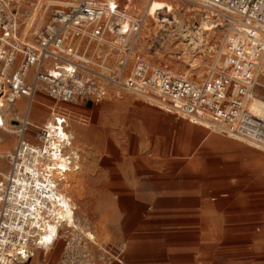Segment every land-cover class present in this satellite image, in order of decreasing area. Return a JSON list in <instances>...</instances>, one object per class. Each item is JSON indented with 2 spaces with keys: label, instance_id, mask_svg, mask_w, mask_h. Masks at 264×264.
<instances>
[{
  "label": "built area",
  "instance_id": "obj_1",
  "mask_svg": "<svg viewBox=\"0 0 264 264\" xmlns=\"http://www.w3.org/2000/svg\"><path fill=\"white\" fill-rule=\"evenodd\" d=\"M121 1L45 6L48 17L25 34L23 0H0V131L16 137L0 172V264H30L39 250L46 251L40 264L122 262V253L100 248L77 228L78 206L61 191L66 175L81 169L72 117L52 109L50 120L33 126L38 94L73 105L125 92L155 97L170 113L264 150V117L250 109L264 97V0H197L216 11L224 33V59L201 80L135 56L145 18L127 13ZM22 98L27 107L16 119L10 109ZM6 140L0 133V143ZM59 243L52 260L47 253Z\"/></svg>",
  "mask_w": 264,
  "mask_h": 264
},
{
  "label": "crops",
  "instance_id": "obj_2",
  "mask_svg": "<svg viewBox=\"0 0 264 264\" xmlns=\"http://www.w3.org/2000/svg\"><path fill=\"white\" fill-rule=\"evenodd\" d=\"M47 99L53 98L38 94L33 103L51 108ZM20 100L27 103L26 98ZM15 103L22 108L23 103ZM57 103L86 112L100 104ZM32 107V125L43 126L49 118L37 123L42 115H33ZM80 115L84 125L91 120L88 113ZM1 133L12 152L16 137ZM148 150L159 158L147 159ZM5 156L0 157L3 165ZM260 159L264 150L174 116L159 104L125 101V221L134 225L125 231V238L131 239L128 264H226L219 241L227 235L210 230L208 223L258 221ZM146 207H153V229L145 228ZM124 263L125 256L115 264Z\"/></svg>",
  "mask_w": 264,
  "mask_h": 264
},
{
  "label": "rangeland",
  "instance_id": "obj_3",
  "mask_svg": "<svg viewBox=\"0 0 264 264\" xmlns=\"http://www.w3.org/2000/svg\"><path fill=\"white\" fill-rule=\"evenodd\" d=\"M62 1L68 0H23L24 13L33 9L41 13L45 6H52L54 5L52 3ZM147 1L122 0L121 4L127 13L138 15L148 6ZM194 5L186 0H155L154 10L164 12L176 10L175 15L181 24L175 23L174 27L167 25L166 30L161 31L157 35L158 38H155L149 32L153 29L157 33L156 28L160 27V24L164 26L165 22L157 19L155 15V19L150 20L147 28H143L140 32L135 56L148 59L154 66H167L175 73L189 75L188 77L193 80L204 78L213 68L214 60L219 55L218 51L224 43V33L221 29L204 35L201 25L209 14L196 11L193 9ZM47 17L48 14L45 15V19ZM38 22L39 20L36 19L34 27L38 25ZM223 54L224 50L219 55V63L214 67L221 65L224 59ZM260 81L264 85V76ZM258 89L260 94L264 95V87H258ZM2 94L0 88V98ZM147 99V96H135L125 92L122 97L112 96L98 105H93V110L87 112L71 105L66 106L72 109L63 106L71 112L77 111L78 116L72 120V129L77 135L75 148L81 154V169L75 175L70 174L67 177L69 183H75L68 191L78 206L77 217L97 236V242L107 249L111 248L113 254L122 253V258L125 256L124 264H128L131 240L128 237L125 238V231L134 226L132 222L125 221V101L162 104L156 100L148 101ZM47 103L55 105V100L47 99ZM20 106H22L21 109L12 106L10 116L21 119L25 104ZM37 107V112L42 117L36 119V122L40 124L49 118L52 109L48 106L37 105ZM5 110L7 109L3 108V111ZM16 111L22 114L18 115ZM6 112L9 113V110ZM81 113H88L91 117V120L84 122L85 125L79 123V120L82 122L83 118ZM82 129L84 132L81 131ZM36 131L35 129L34 132ZM11 136L15 137L12 134ZM7 151H10L7 145L0 148V157H4ZM145 154L147 159L159 158L158 153L150 150ZM3 161L4 165L0 160V166L3 165L0 172L8 168L6 158ZM169 166L172 168L171 166L175 164H169ZM258 168V221L208 223L210 230H217L219 234L227 235L219 241L220 252L225 250L226 264H264V159L258 161ZM152 210L153 207H146V229L154 227ZM214 212H217L216 209L212 213ZM61 248L62 244L59 243L55 251H49L47 256L55 260ZM45 252V250H39L30 264H40ZM115 263L118 262L115 261Z\"/></svg>",
  "mask_w": 264,
  "mask_h": 264
},
{
  "label": "bare ground",
  "instance_id": "obj_4",
  "mask_svg": "<svg viewBox=\"0 0 264 264\" xmlns=\"http://www.w3.org/2000/svg\"><path fill=\"white\" fill-rule=\"evenodd\" d=\"M154 1L155 0H148L146 3H147V7H146V9L143 11V12H141L140 14H143V16H144V18H145V20H144V25H143V28L145 29V28H147V26H148V24H149V21L150 20H152V19H155V15H156V18L157 19H159V20H163V21H165L164 22V26H163V24H160L159 26L160 27H158V28H156V31H158L157 33L156 32H154V30L153 29H151V31L149 32L150 33V35H154V37L155 38H158V36L157 35H159V33L161 32V31H165L166 30V26L167 25H173V27L175 26V23L176 24H181V22L178 20V18H177V16L175 15V12H176V10H170V11H159V10H154V7H153V5H154ZM186 1H190L191 3H193V4H195L194 6V8L193 9H195L196 11H198V12H205V13H208L209 15H208V17H206L204 20V22L202 23V25H201V29H202V32H203V34L205 35V34H208V33H210V32H215L216 30H221V28H220V24L219 23H217V22H219L220 21V19H218V18H214V16L216 15V11L215 10H213V9H211V8H209V7H206V6H204V4L202 3V2H200V1H197V0H186ZM52 3V2H51ZM52 4H54V5H58V4H61V5H63L64 4V2L62 1V2H54V3H52ZM148 17V18H147ZM44 14H43V12H41L40 13V11L39 12H37V10L36 9H33V10H31V11H27V12H25V16H24V19H23V21H24V24H23V27H24V29H23V31H24V33L25 34H30V31H32V27L34 26V23H35V21H36V19H39V22L41 23V21L42 20H44ZM213 19H214V21H213ZM162 23V22H161ZM177 25V26H178ZM168 28V27H167ZM223 45H222V47L220 48V50L218 51L219 52V55H221V53L223 52V50H224V43H222ZM219 55H217V58L214 60V65H216V64H218L219 63ZM214 65H213V67H214ZM185 76V75H184ZM189 75H187L186 77H188ZM262 86L264 87V85L262 84ZM151 99L152 100H156V101H158V99H156L155 97H150V98H148L147 100L148 101H151ZM17 103H23V104H25V109H26V107H27V103H25L23 100H20V101H17L16 103H15V105L17 104ZM37 103V102H36ZM36 103H33L32 104V114L34 115V112H36L37 111V109L35 108V105H40V104H36ZM2 104V101L0 100V105ZM42 105V104H41ZM40 105V106H41ZM67 104H60V103H57V105L55 106V105H53V106H50L51 107V109H54L55 111H57V110H60V109H63V108H66V107H63V106H66ZM72 106V105H71ZM24 109V110H25ZM35 109V110H34ZM250 109L254 112V113H256V114H258V115H260V116H262V117H264V98H260V97H255L253 100H252V102H251V104H250ZM69 110V109H68ZM51 112H52V110L50 111V114H49V119L48 120H50L51 118H52V115H51ZM23 113V112H22ZM22 113H18V115H20V114H22ZM71 117H72V120H73V118L74 117H78L77 116V114L75 113V112H72V114H71ZM79 123H81V124H83L80 120H79ZM36 125H39V124H37V123H35ZM204 125H206V126H209L208 125V123L207 122H204ZM72 131H73V133H74V135H75V139H74V146H75V141H76V137H77V135H76V133H75V131L72 129ZM4 146H6L5 144H2V143H0V148L1 147H4ZM7 152H10V151H7ZM52 159H50V158H46L45 159V163H50V161H51ZM80 171V170H79ZM79 171H77V172H71V173H68L67 175H66V180L62 183V185H61V191H62V193H64V194H66V195H68V196H70L71 197V193L68 191V189L69 190H71V188L75 185V183L74 184H72V183H69V178L67 179V177H69L70 176V174L71 175H75L76 173H78ZM68 180V181H67ZM72 198V197H71ZM73 199V198H72ZM77 228L79 229V231H81V232H83L86 236H88L89 238H91L94 242H95V244L97 245V246H99L100 248H103V247H105V246H103V244H101L100 242H97V236L92 232V231H90V230H88L87 229V227L85 226V225H83V223H81V222H79V224L77 225ZM105 244V243H104Z\"/></svg>",
  "mask_w": 264,
  "mask_h": 264
}]
</instances>
